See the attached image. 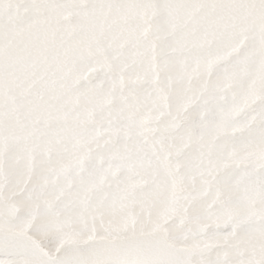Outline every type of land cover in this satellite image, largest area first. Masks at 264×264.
<instances>
[{"label": "snow or ice", "instance_id": "snow-or-ice-1", "mask_svg": "<svg viewBox=\"0 0 264 264\" xmlns=\"http://www.w3.org/2000/svg\"><path fill=\"white\" fill-rule=\"evenodd\" d=\"M0 264H264V0H0Z\"/></svg>", "mask_w": 264, "mask_h": 264}]
</instances>
